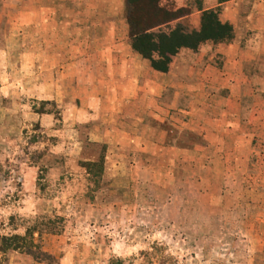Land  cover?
<instances>
[{"label": "rangeland", "instance_id": "1", "mask_svg": "<svg viewBox=\"0 0 264 264\" xmlns=\"http://www.w3.org/2000/svg\"><path fill=\"white\" fill-rule=\"evenodd\" d=\"M93 2L0 0V264H264V125L213 157L173 132L142 159L114 151Z\"/></svg>", "mask_w": 264, "mask_h": 264}, {"label": "crops", "instance_id": "2", "mask_svg": "<svg viewBox=\"0 0 264 264\" xmlns=\"http://www.w3.org/2000/svg\"><path fill=\"white\" fill-rule=\"evenodd\" d=\"M94 1L88 10L103 15L99 27L104 30L94 60L109 78L94 91L99 105L96 124L108 127L104 135L114 151L127 149L142 159L146 152L163 149L173 132V149L185 150L184 139L190 149L203 144L213 157L215 142L237 138L242 144L245 135L258 134L264 125L259 117L264 113V0H175L173 10L184 11L161 30L181 26L186 33L200 32L203 12L213 11L220 24L231 26V36L179 47L166 70L153 67L150 58L133 49L127 9L119 0ZM247 94L260 98L258 107H252L258 115L244 116ZM133 126L144 130L131 136ZM244 147L237 145L239 150Z\"/></svg>", "mask_w": 264, "mask_h": 264}, {"label": "trees", "instance_id": "3", "mask_svg": "<svg viewBox=\"0 0 264 264\" xmlns=\"http://www.w3.org/2000/svg\"><path fill=\"white\" fill-rule=\"evenodd\" d=\"M184 10H169L160 0H127V21L131 45L143 57L150 58L153 67L166 70L170 55L181 46L196 47L205 38H225L231 36V26L220 24L213 11L202 14L200 32L186 33L181 26L169 32L160 26L174 19ZM159 55L153 59L152 55Z\"/></svg>", "mask_w": 264, "mask_h": 264}]
</instances>
